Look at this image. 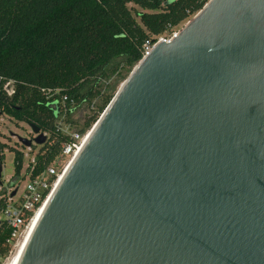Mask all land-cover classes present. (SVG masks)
<instances>
[{"label":"water","instance_id":"1","mask_svg":"<svg viewBox=\"0 0 264 264\" xmlns=\"http://www.w3.org/2000/svg\"><path fill=\"white\" fill-rule=\"evenodd\" d=\"M19 264H264V0H210L143 57Z\"/></svg>","mask_w":264,"mask_h":264},{"label":"trees","instance_id":"2","mask_svg":"<svg viewBox=\"0 0 264 264\" xmlns=\"http://www.w3.org/2000/svg\"><path fill=\"white\" fill-rule=\"evenodd\" d=\"M208 1L0 0V116L47 136L32 145L34 174L57 163L68 141L57 125L63 97L89 110L78 130L90 129L114 98L115 78L126 80L143 59L146 42L171 34ZM65 122L79 124L74 115ZM5 147L0 143L1 162ZM11 150L18 176L24 156ZM9 236L0 223L2 260L11 251Z\"/></svg>","mask_w":264,"mask_h":264},{"label":"built area","instance_id":"3","mask_svg":"<svg viewBox=\"0 0 264 264\" xmlns=\"http://www.w3.org/2000/svg\"><path fill=\"white\" fill-rule=\"evenodd\" d=\"M177 34L175 33L169 39L161 37L155 42L147 41L143 57L147 56L156 44L163 41L170 43ZM77 110L75 102L70 101L66 96L63 97L62 116L59 117L57 125L61 133L68 137V141L62 143L57 163L48 166L40 174H34L36 154H34L33 146H31L26 149L29 153H33L34 156L30 157V164L26 167L25 171H23L22 167L21 173L15 177L17 178L15 183V186L17 185L16 188L3 190L2 188L6 186L3 182L0 184V223H5L10 230V236L6 243L11 247V251L7 258L16 250L19 243L25 237L36 214L43 208L50 196H52L57 187L56 185L80 154L92 133L95 124L90 129L83 131L76 129L74 124L65 122L67 117L74 115ZM22 181H25V187L18 196L20 189L18 185ZM14 192L16 193L15 195H13ZM0 260L2 264L3 260Z\"/></svg>","mask_w":264,"mask_h":264},{"label":"rangeland","instance_id":"4","mask_svg":"<svg viewBox=\"0 0 264 264\" xmlns=\"http://www.w3.org/2000/svg\"><path fill=\"white\" fill-rule=\"evenodd\" d=\"M192 19H190L189 21H191ZM188 22L182 24L180 27L175 29L171 34L166 35L165 37L169 39L172 35L181 31ZM114 81H115L114 86H116L114 94L116 95L122 84L125 82V80L120 81L115 78ZM89 113H90L89 110L85 106L80 108V110L76 111L74 116L79 121V124L75 125L76 129H79L84 126V119L89 115ZM35 137L36 135L33 134L28 124L23 122L16 123L15 121L9 119L5 115L0 116V143L2 145H6L4 152L2 154L3 160L2 162L0 161V165H2V182L6 186L2 188L3 190L14 189L17 186V185L15 186L17 180V178H15L16 176L15 153L11 149H16L17 151L25 155L22 161L23 171H25L26 167L30 164V157L31 156L33 157L34 155L33 153L32 154L29 153L26 147L22 146L19 143V139H26L33 141ZM34 152H35L34 154H36L37 151ZM18 186L20 188L18 194L19 196L23 191V188L25 187V181H22ZM10 256L6 259H3L2 264H7V261L10 258Z\"/></svg>","mask_w":264,"mask_h":264},{"label":"bare ground","instance_id":"5","mask_svg":"<svg viewBox=\"0 0 264 264\" xmlns=\"http://www.w3.org/2000/svg\"><path fill=\"white\" fill-rule=\"evenodd\" d=\"M62 179V178H61ZM60 179V181H61ZM59 181V183H60ZM59 183L56 185L58 187ZM56 187V188H57ZM51 198V196H50ZM50 198L47 200V202L45 203V205L43 206V208L38 211V213L36 214L31 226L28 229V232L26 233L25 237L22 239V241L19 243V245L17 246L16 250L14 251V253L11 255V257L8 259L7 264H19L23 255V252L25 250V248L27 247L29 240L33 234V231L35 230V228L37 227L48 203Z\"/></svg>","mask_w":264,"mask_h":264}]
</instances>
